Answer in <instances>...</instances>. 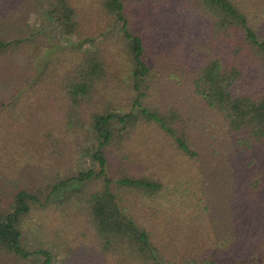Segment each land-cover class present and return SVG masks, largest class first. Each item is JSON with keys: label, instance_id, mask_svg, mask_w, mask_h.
Listing matches in <instances>:
<instances>
[{"label": "trees", "instance_id": "trees-1", "mask_svg": "<svg viewBox=\"0 0 264 264\" xmlns=\"http://www.w3.org/2000/svg\"><path fill=\"white\" fill-rule=\"evenodd\" d=\"M0 264H264V0H0Z\"/></svg>", "mask_w": 264, "mask_h": 264}, {"label": "rangeland", "instance_id": "rangeland-1", "mask_svg": "<svg viewBox=\"0 0 264 264\" xmlns=\"http://www.w3.org/2000/svg\"><path fill=\"white\" fill-rule=\"evenodd\" d=\"M29 22H30V24L32 25V27L34 28V27H41V26H45L44 24H42V22L38 19V18H31L30 20H29ZM45 27H48V26H45ZM59 38V37H58ZM81 163H82V165H81ZM88 164H89V162H88V160H86V158H83L82 160H81V162L79 163V165H81L82 167H86V166H88ZM47 218V221H46V223L48 224V223H51L50 221H51V216H45V215H41V219L42 218ZM56 256H57V259H60V255H58L57 253H56Z\"/></svg>", "mask_w": 264, "mask_h": 264}]
</instances>
